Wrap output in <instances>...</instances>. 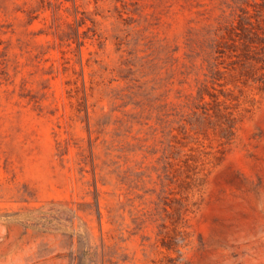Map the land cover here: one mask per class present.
<instances>
[{"label": "rangeland", "instance_id": "rangeland-1", "mask_svg": "<svg viewBox=\"0 0 264 264\" xmlns=\"http://www.w3.org/2000/svg\"><path fill=\"white\" fill-rule=\"evenodd\" d=\"M79 263L264 264V0H0V264Z\"/></svg>", "mask_w": 264, "mask_h": 264}, {"label": "trees", "instance_id": "trees-1", "mask_svg": "<svg viewBox=\"0 0 264 264\" xmlns=\"http://www.w3.org/2000/svg\"><path fill=\"white\" fill-rule=\"evenodd\" d=\"M251 26L253 27V25H251ZM251 33H252V37L258 38V35L255 32H251ZM224 131L227 134L225 138L228 140L229 139V135H231L230 126H227V128H225Z\"/></svg>", "mask_w": 264, "mask_h": 264}]
</instances>
